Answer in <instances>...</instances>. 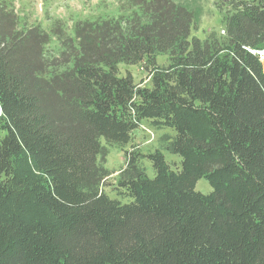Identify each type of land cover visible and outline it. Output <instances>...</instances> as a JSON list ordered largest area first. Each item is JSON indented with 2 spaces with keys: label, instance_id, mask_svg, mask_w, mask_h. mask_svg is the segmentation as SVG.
Wrapping results in <instances>:
<instances>
[{
  "label": "trees",
  "instance_id": "1",
  "mask_svg": "<svg viewBox=\"0 0 264 264\" xmlns=\"http://www.w3.org/2000/svg\"><path fill=\"white\" fill-rule=\"evenodd\" d=\"M113 1L44 26L0 0V264H264V0L218 3L202 38L175 0Z\"/></svg>",
  "mask_w": 264,
  "mask_h": 264
},
{
  "label": "rangeland",
  "instance_id": "2",
  "mask_svg": "<svg viewBox=\"0 0 264 264\" xmlns=\"http://www.w3.org/2000/svg\"><path fill=\"white\" fill-rule=\"evenodd\" d=\"M181 3L185 7H188L194 16V22L191 28V36L195 35L199 38L205 36V34L211 29L220 30L222 27V15L218 8V3H221L223 7L226 6L224 0H175ZM115 3L113 0H15V6L19 9L20 13H26L30 15V21L39 22L42 25L47 24V17L57 16L63 17L69 21V18H92L95 16H102L104 14H113L115 11ZM156 62L161 64H167L170 59L165 54H160L155 57ZM264 70V61L262 62ZM118 70L120 74L133 75L136 82L145 81L147 74L143 68V64H119ZM145 83V82H144ZM162 133V131L155 130L149 122H143L140 128L134 129L131 143L137 144L143 153H147L154 149V143L156 138ZM130 146V145H129ZM130 148V147H129ZM165 159L175 167L180 164V155L171 154L167 151H163ZM105 166L108 167L112 173L107 181L113 182L116 177V171L125 162L124 151L121 147H111L110 152L107 154ZM145 165L148 167L147 173L152 174L151 163L145 160ZM107 183L104 186L106 192H109L110 196H115V193L111 189V184ZM196 189L202 193L207 194L212 190L209 182L205 179H199L196 184Z\"/></svg>",
  "mask_w": 264,
  "mask_h": 264
},
{
  "label": "built area",
  "instance_id": "3",
  "mask_svg": "<svg viewBox=\"0 0 264 264\" xmlns=\"http://www.w3.org/2000/svg\"><path fill=\"white\" fill-rule=\"evenodd\" d=\"M221 33L224 34L225 30L222 29ZM247 49L248 52H250L251 54H254L255 56H258V58L261 61H264V45L260 46V47H245Z\"/></svg>",
  "mask_w": 264,
  "mask_h": 264
}]
</instances>
